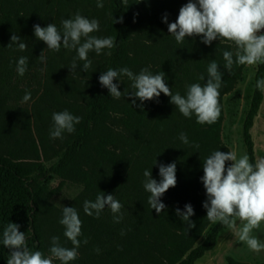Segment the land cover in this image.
Masks as SVG:
<instances>
[{"label":"trees","instance_id":"trees-1","mask_svg":"<svg viewBox=\"0 0 264 264\" xmlns=\"http://www.w3.org/2000/svg\"><path fill=\"white\" fill-rule=\"evenodd\" d=\"M139 1L146 7L147 0H127V3L103 0V8L96 6L97 0H0V264H7L10 254L2 243L3 230L9 222L20 225L19 230L26 232L30 250L48 256L45 214L50 175L63 178L64 183L82 184L93 202L102 192L105 197L114 195L123 205L119 223L114 222L113 215H107L113 219L111 238L115 241L107 257L120 256L122 264H196L216 248L220 234L227 229L220 222L212 223L206 218L203 203L207 195L201 177L206 157L216 150L230 151L221 136L225 117L223 99L243 81L245 65L234 64L231 73L224 68V51L233 52L235 58L236 46L232 42L215 40L205 45L199 36L194 47L184 41L176 42L168 32V23L176 21L186 0H152L146 11L139 8ZM156 7L164 11L168 21L164 22V62L154 63L155 67L149 71L153 75L164 72L172 93L186 95L188 85L206 82L207 67L215 60L223 76L219 89L221 115L212 125L198 124L195 115L184 117L163 93L154 100L144 101L143 109L138 107L139 99L132 104V97L127 93L134 91L133 82L126 76L113 81L124 93L119 99L111 97L109 90L99 83V76L109 68L127 67L137 74L145 67V58L135 51L136 40L140 38L142 46L147 44L151 37L150 23L159 17L154 13ZM82 8L88 9V19L99 21V31L94 33L103 38L115 37L116 45L104 49L100 59L95 58V51H90L88 59L92 66L87 72L82 70L84 62L79 60V72L70 71L77 56L75 49L63 46L59 52L48 49L45 42L35 37L33 28L36 24L46 27L55 23L62 29L63 19L73 18L77 12L84 15ZM121 17L122 22L114 23ZM13 34L27 44L26 50L20 51L15 44L7 47ZM42 52L48 56L46 73H42L45 80L41 79L45 92L49 93L52 83L59 86L62 76L65 78L69 73L78 74L77 81L87 90L83 93L77 88L73 94L74 99L81 94L84 101L81 105L70 104L69 109L82 119L73 133L64 132L68 137L56 153L57 161L51 165L44 162L48 158L47 149L41 148L43 142L29 135L28 128L25 135L21 132L26 127L28 111L19 109V114L11 104L23 92L21 86L30 83L33 70L37 73ZM21 56L28 57L23 76L16 71ZM201 74L205 81L199 80ZM259 79H264V63H258L255 85ZM263 101L264 92L255 86L243 129L247 155L253 164L257 156L252 129ZM181 132L187 134L188 144L179 139ZM163 138L164 145L158 144ZM197 144L199 148L195 147ZM154 151L164 160L153 159L150 153ZM172 162L176 163L177 184L161 197L166 208L157 214L148 204L150 193L144 189L142 166L149 168L151 163L155 170L160 164ZM230 164L231 161H226V168ZM160 179L156 178L157 182ZM186 204L194 209L190 220L195 227H189L176 215V209L184 211ZM228 260L229 264H248L234 256Z\"/></svg>","mask_w":264,"mask_h":264},{"label":"clouds","instance_id":"clouds-1","mask_svg":"<svg viewBox=\"0 0 264 264\" xmlns=\"http://www.w3.org/2000/svg\"><path fill=\"white\" fill-rule=\"evenodd\" d=\"M127 3V0H124ZM96 6L103 8V0H97ZM122 22L114 20V23ZM163 22L168 23L167 15ZM62 29H58L55 23L41 27L39 24L33 26L34 35L38 40L46 43L47 48L59 52L61 47L75 49L77 56L69 67L70 71L77 69V60L83 61L82 70L87 72L92 66L88 59L90 51L97 55L104 49H112L115 45V37L98 38L91 35L99 31V21L88 19L77 12L73 18L61 21ZM264 29V0H188L180 10L175 22L168 23V32L175 37L177 43H182L187 37H201V42L211 45L215 40H226L236 46L235 58L233 52L224 51V68L231 73L233 65H257L264 63V34H259ZM11 42L20 51L27 48V44L16 34L10 37ZM111 54L110 52L108 53ZM41 61L45 60L43 52L39 56ZM28 57L21 56L16 65V71L23 76L27 71ZM126 76L131 80L134 91L127 93L132 97V104L143 109L144 101H151L163 93L169 96L170 103L175 105L179 112L186 118L196 117L198 124L212 125L216 123L221 115L219 102L222 86L223 73L219 70L218 63L213 60L207 67V80L201 85L193 83L187 86L186 95L179 92L173 94L165 82V73L160 72L153 75L148 68L141 69L139 74H134L127 67L119 70L112 68L102 72L99 83L109 90L111 97L119 99L124 93L118 90V85L113 81L120 80ZM199 80L205 81L201 74ZM256 88L264 92V79L256 81ZM31 99V93L26 92L22 102ZM81 117L74 116L67 110L52 114L54 122L50 130V137L63 138V133H73L75 125L81 122ZM179 139L188 144L187 134L181 132ZM199 148V145H195ZM226 161L232 163L226 168ZM156 164V160L155 163ZM204 175L201 181L206 190L207 200L203 207L207 210L206 218L212 222H220L223 226L238 235L239 241L247 244L248 248L256 253L264 250V243L252 235L254 229H259L264 222V158H259L255 164L250 163L249 156L244 154L237 158L234 151L221 152L216 150L203 161ZM159 176L157 182L152 178L151 170L144 171V189L150 193L148 204L155 209L157 214L163 212L166 205L161 197L177 184L176 163L159 165ZM113 213L114 222L119 223L123 218L121 209L123 205L109 194L97 195L95 201H85L83 210L88 216L95 213L99 218L105 208ZM176 215L188 223L189 227H195L190 220L194 215L191 204H186L184 211L176 209ZM237 220L242 226L237 228ZM59 223L64 226V236L71 242L73 247H63L59 243V237H51L50 255L45 256L41 251H32L27 246L26 232L20 231V225L9 222L3 230V245L10 250L7 264H53V258L61 264H69L78 257V249L82 235V221L75 207H63L62 218ZM123 234V233H122ZM87 243V239L83 241ZM99 251V249H97Z\"/></svg>","mask_w":264,"mask_h":264},{"label":"rangeland","instance_id":"rangeland-1","mask_svg":"<svg viewBox=\"0 0 264 264\" xmlns=\"http://www.w3.org/2000/svg\"><path fill=\"white\" fill-rule=\"evenodd\" d=\"M186 1L188 2V0ZM151 2L152 0H147L145 7L139 1L138 6L142 11H146L147 6ZM83 3L84 1H82ZM82 10L83 16L86 17L88 9L82 8ZM154 13L158 14L159 17L153 19L150 23L151 37L147 40V44L142 46L143 41L140 38L136 40L137 47L135 51L137 50V53L141 54L142 58L146 60L145 67L142 69L148 68L150 70L155 67L154 63L164 62V11L156 7ZM92 34L98 38H103L95 33ZM259 34L264 33L260 31ZM197 38L198 36L187 37L184 43L194 47V42L197 41ZM144 50H146L145 53L143 52ZM94 54L96 59H100L103 51L99 55ZM44 57L45 60L40 61L37 66V73L33 70L30 83H24L21 86L23 92L11 104L14 106L12 108L18 111L19 114L21 113L20 110L28 111V115L25 116L26 127L22 128L21 132L25 135V130L28 128L30 130L29 135L34 137L37 142H43L41 148L43 150L44 148L47 149L48 158L44 162L46 165H51L57 161L56 153L61 151L68 137L66 133H63V138L53 139L50 137V130L54 125L52 114L64 110L71 113L70 104L81 105L84 101L81 94H77V98L74 99L73 94L77 93L75 90L81 88L83 93H86L87 90L80 81H77L76 77L78 74L69 73L65 78L62 76L59 86L52 83L53 87L49 90V93L45 92V85L41 84V79L45 80L42 77V73H46L47 54ZM257 66L258 64L245 65L243 81L239 83L235 91L225 95L223 99L225 117L221 134L222 141L230 151L236 152L237 158L247 154L243 140V129L255 90ZM26 92L31 93V99L27 102H22ZM50 106H52L51 109H49ZM252 135L255 142L257 160L264 158V101L255 120ZM46 142H49L50 146H47ZM157 143L164 145V138L160 142L157 141ZM161 154H164V149L162 148ZM150 155L153 156V159L164 160V157L156 155L155 151L151 152ZM28 161H32V159H28ZM149 164V168L142 166V171L151 170L152 178L160 177L159 167L154 170L152 164ZM153 170L154 172H152ZM46 186L48 191V209L45 215L48 224L49 248L51 247V237L53 236L60 238L59 243L61 246L73 247L71 242L64 236L65 229L59 221L62 218L63 207H75L82 221V235L79 237L81 244L78 249V257L74 261H70L69 264H122L120 256L115 255L112 259L107 257L109 249L115 244V241L111 238L113 219L107 217V215H113L111 210L106 207L101 211L99 218H96L95 213L92 216L85 214L83 210L84 202L93 200L82 184L71 181L64 183L63 178L50 175V182ZM241 226V222L237 220V228L239 229ZM252 235L257 237L261 243H264V222L261 223L259 229L253 230ZM85 239H87L86 244L83 242ZM48 255H50L49 249ZM230 256L237 257L240 261L248 264H264V250L259 253L251 251L247 244L239 241L238 235L228 228L220 234L216 248L206 253L196 264H229L228 258ZM53 264H61V262L53 258Z\"/></svg>","mask_w":264,"mask_h":264},{"label":"water","instance_id":"water-1","mask_svg":"<svg viewBox=\"0 0 264 264\" xmlns=\"http://www.w3.org/2000/svg\"><path fill=\"white\" fill-rule=\"evenodd\" d=\"M261 33H264V29H261Z\"/></svg>","mask_w":264,"mask_h":264}]
</instances>
